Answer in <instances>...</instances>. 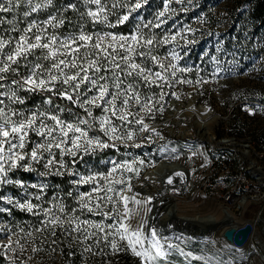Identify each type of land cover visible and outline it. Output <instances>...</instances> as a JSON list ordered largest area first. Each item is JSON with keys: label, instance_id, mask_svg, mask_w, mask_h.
<instances>
[{"label": "snow or ice", "instance_id": "obj_1", "mask_svg": "<svg viewBox=\"0 0 264 264\" xmlns=\"http://www.w3.org/2000/svg\"><path fill=\"white\" fill-rule=\"evenodd\" d=\"M84 2L95 5L87 11L92 22L108 28L124 24L133 13L149 4V0H110L109 8V0ZM175 2L182 5L180 11L188 10L183 7L185 0ZM171 3L172 0H164L163 9L152 20L138 24L127 35L89 34L83 30L78 34L58 35L55 29L63 27L66 21L62 14L49 15L39 23L29 19L42 9L54 7V0H0V187H27L13 179L11 174L17 169L32 171L34 165L43 163L45 171L41 176L61 175V169L67 168L65 156L72 157L75 164L81 154L117 148V142L139 148L142 144L137 141L138 133L159 135L145 120L154 119L155 112L162 114L166 96L180 99L175 91L165 89L180 84L197 87L208 82L199 76L195 81L186 78L193 69L180 65L182 57L176 49L183 51V47L195 41L188 39L191 28L164 27L177 12ZM76 8V4L69 2L63 11ZM121 8L126 11H114ZM112 15L117 17L115 23L109 20ZM5 24L10 27L3 28ZM50 28L53 31L49 32ZM156 29H163L162 34L156 33ZM162 46H170L167 55L157 54L156 50ZM153 88L160 89L159 93L143 91ZM21 92L50 94L43 100L50 108L25 112L14 107L25 103ZM53 96L67 100L70 107L54 105ZM73 107L85 115L64 118L63 114L72 113ZM95 109H100V115L94 114ZM94 131L102 136L90 135ZM31 134L40 139L32 140ZM141 139L151 142V135ZM109 163L112 166L106 173L80 176L72 181L77 187L85 184L92 187L78 195L69 192L67 195L76 202L71 208L58 197L45 201L48 205L45 207L41 203L46 187L43 184L31 185L40 194H32L31 199L26 197L22 202L0 194V204L18 207L39 218L28 229L0 224V264H33L34 254L42 250L36 243L37 235L42 237L41 244L51 236L52 246L57 244L58 230L68 238L69 246L73 243L79 246L82 254L106 257L130 252L138 264H168V257L175 251L184 257L185 264L204 260L179 248L171 237L147 221L135 229L126 223L129 202L147 206L152 201L151 197L140 199L138 193L129 195L132 187L124 178V173H136L135 165L144 162L112 160ZM68 174L78 175L73 171ZM167 182L171 184L172 178ZM120 203L124 212L118 210ZM10 211L0 206V213ZM86 213L101 219L86 218ZM109 220L112 222L107 223ZM204 264L209 262L204 260Z\"/></svg>", "mask_w": 264, "mask_h": 264}, {"label": "rangeland", "instance_id": "obj_2", "mask_svg": "<svg viewBox=\"0 0 264 264\" xmlns=\"http://www.w3.org/2000/svg\"><path fill=\"white\" fill-rule=\"evenodd\" d=\"M69 2L77 5L76 10L70 9L63 11L65 4ZM249 5L250 0H191V3L185 0L183 7H187L188 10L180 11L182 5L172 0L171 7L176 9L177 12L164 27L168 28L175 25V28H191L192 32L188 34V39L195 41L186 47H183V41L180 42L183 51H181V48L176 49L182 57L179 63L181 66L191 67L193 69L186 74L187 79L195 81L199 76L208 82L197 87L180 84L172 89L166 88L165 91H175L180 96V99H175L171 95L166 96L163 102L162 114L155 112V118H148L145 120V123L153 128L155 125L151 121H154L158 117L166 116L170 101L185 102L187 94L191 91L198 96L201 103L213 110L216 115L219 114L225 118L222 119L220 126L216 128L217 134L220 136H234L237 140H243L244 142L246 140L252 141L253 151L255 153L252 152L251 158L257 161L258 165L264 171V160L258 158L260 154L264 156V110L258 109L254 118H247L242 111L243 103L246 102L257 101L264 104V30L260 29L256 33L249 32L250 28L248 27V23L244 21V15H247ZM108 6L109 8L111 7L110 0ZM163 7L164 0H149L148 5L133 13L129 21L124 24L129 23L131 25L130 33H132L136 30L138 24L150 20L151 17L154 18L156 13L162 10ZM90 8L94 9L95 5L86 4L84 0H54V7L46 8L52 9V12H47L45 19L42 21L46 20L49 15L62 14L64 17L71 19L83 17L89 23L88 26H83L75 30L74 27L70 26L72 21H65L63 27L55 29L58 35L78 34L81 30L89 34L114 33L113 28L92 22L87 16V11ZM41 11L44 12V9ZM41 11L34 13L29 19L34 18L38 23L42 22L36 19V15H39L38 13ZM125 11L126 9L120 11L118 9L119 13H124ZM9 18H11L10 15ZM116 19L117 17L115 15L109 16V20H113V23H115ZM4 26L8 28L9 25L5 24ZM23 26V24L20 25L21 28ZM51 31L53 30L50 28L49 32ZM155 31L158 34H162L163 29H156ZM12 35L18 36L19 33H12ZM238 37H241L240 39L243 41L244 39L246 41L247 39L252 41L249 49H246L238 42ZM169 50L170 46H162L156 52L158 55H167ZM143 91L151 94L153 91L159 93L160 89H144ZM20 95L25 97V103L23 105H15L14 107L22 109L25 112L36 110L37 108H50L49 105L43 104V100L48 93L21 92ZM52 99L54 105H58L60 108L67 109L70 107L67 100L53 97ZM77 109L73 107L72 113L66 111L63 114L64 118H74L75 114L85 115L83 112H80L81 109ZM94 114L97 116L100 115V109H95ZM195 118L198 120V117ZM159 131L167 134L162 129H159ZM199 134H203V132L200 131ZM90 135L102 136V133L94 131ZM147 135H151V142L141 139L142 136ZM31 139L39 140L40 138L31 134ZM159 140L158 135L138 133L137 141L142 144L139 148L125 147L124 144L117 142V148L97 150L91 155L81 154L76 158L75 164H73L72 157L65 156L64 160L67 168L61 169V175L41 176L40 173L45 171L43 163L34 165L32 171H24L22 168L17 169L11 174L13 179L22 181L27 187L20 188L19 186L6 185L0 187V194L22 202L26 197L31 199L32 194H40L38 189L32 188L31 185L43 184L46 187L45 192L42 194L44 199L41 203L49 201L53 197H58L71 208L75 206L76 202L73 197L67 194L72 192L74 195H78L79 192H87L92 187L90 184L77 187L72 181L79 179L80 176L106 173L112 166L109 163L112 160L121 162H131L133 160L143 161V164L138 163L135 165L138 169L136 173H124V178L128 183L133 182L136 184L141 180L145 172L165 158L173 159L175 162L182 164L186 170L191 169L193 166H196L195 161L197 155L202 153L207 147L206 145L200 146L193 137L179 138L171 136L167 142ZM202 142L200 141L199 143L201 144ZM237 142L240 143L239 141ZM256 153L258 154L256 155ZM57 159H59V155H57ZM246 166L247 163H244L239 168L242 170ZM68 171H73L78 175L71 176L68 174ZM54 177L55 179H53ZM57 179L59 181L58 183L55 182ZM64 179L66 182L64 186H61ZM257 187L264 193V182L260 185L257 184ZM171 194H173L172 190H167L164 193V195ZM176 199L178 214L180 216H214L218 221H221L225 217L224 206L219 202H214L212 199H204L201 197L192 198L186 192ZM33 202L37 203L34 199ZM0 206L11 209L10 213H0V224L10 225L14 228L24 227L28 229L39 219L27 211H21L18 207L5 204H0ZM44 206H48L47 203H44ZM117 207L120 212H124L123 203L118 204ZM110 208L111 206H109V210ZM128 210L129 216L126 223L135 229L144 222L147 214V206L129 202ZM232 212H234L232 216L241 225L245 224V220L257 219L258 215L259 219L264 220V200L260 202L250 201L244 207L237 210L234 209ZM85 217L93 220L101 219L99 216H92L88 213L85 214ZM111 222V220L107 221V223ZM221 233V230L218 231L213 241L200 242L186 238L175 243V245H178L185 252L203 257L209 264H264V221L259 222V225L254 228L252 239H248L249 241L243 247L229 245L225 242ZM59 234L58 232L57 241L60 239ZM61 237L62 240L68 241L67 237ZM41 239L42 237L38 234L36 243L42 250L34 254L33 264H102L104 261H107L108 264H128L129 256L132 258V264L135 261V257L130 252H121L117 255L109 254L106 257L82 254L80 247L73 243V252H75L73 256L75 257L72 258L74 261L77 259H80V261L78 263H73V260L65 262L59 254H53L50 251L49 244H47L48 241L41 244ZM51 239L53 238L51 237ZM28 254L30 253H26L25 255ZM204 260H192L191 264H204ZM168 264H185L184 257L179 252L174 251L168 257Z\"/></svg>", "mask_w": 264, "mask_h": 264}, {"label": "built area", "instance_id": "obj_3", "mask_svg": "<svg viewBox=\"0 0 264 264\" xmlns=\"http://www.w3.org/2000/svg\"><path fill=\"white\" fill-rule=\"evenodd\" d=\"M175 101H170L168 107L172 105L173 109ZM243 104L242 111L247 118H254L258 109L264 110V104L257 101ZM222 119L225 118L219 115L217 122L213 125V135L210 141H208L207 135L199 134V132L193 137L200 146L206 145L207 147L197 155L196 166L187 169L188 181L185 190L192 198H207L221 203L224 206L225 217L232 218L234 209H240L250 201L264 200V193L257 187V184L260 185L264 182V176L258 178L253 170L258 169L263 175L264 171L257 161L251 158L252 152L255 153L252 141L244 142L237 140L234 136L217 134L216 128L220 126ZM168 137L170 136L168 135ZM197 139H201L203 142L200 144ZM258 158L264 160V156L261 154ZM252 161L254 165L251 163ZM244 163H247V166L240 170L239 166ZM242 200L243 202H241Z\"/></svg>", "mask_w": 264, "mask_h": 264}, {"label": "bare ground", "instance_id": "obj_4", "mask_svg": "<svg viewBox=\"0 0 264 264\" xmlns=\"http://www.w3.org/2000/svg\"><path fill=\"white\" fill-rule=\"evenodd\" d=\"M168 118L167 123H161L156 122L153 127V129L156 130V132L159 133L158 137L161 141L167 142L171 136L179 137V138H191L195 137L198 131L200 130L203 132V134L208 136V141L212 139L213 135V125L217 122L218 115L214 113L213 110L206 107L204 104H202L199 101V98L196 94L189 91V93L186 96L185 102L182 101H175L173 102V110L172 113L166 116ZM198 117V120L195 118ZM165 128V131L170 136L168 137L167 134H163L159 131V129ZM199 131V132H200ZM199 142L202 140L197 139ZM159 163V162H158ZM178 162L171 161V162H163L160 164V166L156 167L157 164L148 170L146 172V175L142 178L140 181L135 183H129L132 187V193H129V195L132 194H140V199H144L147 197H151L152 201L151 204L147 205V214L145 216L144 221L148 220V217L153 210L154 206L156 205L158 207V210H161V208L165 205H168L166 209L161 211L160 218H159V224L157 229L160 231L162 224L166 221V219L169 217V214L167 213L172 210L171 206L174 204V207L176 209V216H180L178 214V207L176 204L177 200L176 198L179 196H182L185 194L186 190L184 188L183 181L188 176V170H186L183 166H179L177 164ZM254 165V162H251ZM182 173L183 175L177 176L176 173ZM253 173L257 175L258 178L263 177L264 175L259 172L258 169L253 170ZM145 174V173H144ZM169 177L172 178V183L169 184L167 181ZM167 190H172L173 194L171 195H164V193ZM243 202V200L241 201ZM150 209V210H149ZM223 211V210H222ZM184 217V216H180ZM188 218H191L190 221H192L193 227L195 228L192 233L189 235H186L179 239V241L185 240L186 238L192 239L196 241L197 237L199 236V229L203 228L204 226H209L211 223H219L214 216H209L210 219L207 217H197V216H186ZM226 219L224 217L222 220ZM221 220V221H222ZM231 223L229 224H223L219 225L216 229L214 235L207 234L205 241L215 240L216 234L218 231H222L221 235L224 238L225 242H227L229 245L233 246L231 241L225 237V234H229L230 229L236 230L240 224L235 220L234 217L231 218ZM264 220L260 219H252V220H245L244 223H250L254 228L259 225V222H263ZM162 234L167 235L162 232ZM168 236V235H167ZM253 233L250 236V240L252 239ZM178 241V242H179ZM201 242V241H200ZM177 243V242H176ZM133 264H138V259L135 257V261Z\"/></svg>", "mask_w": 264, "mask_h": 264}, {"label": "water", "instance_id": "obj_5", "mask_svg": "<svg viewBox=\"0 0 264 264\" xmlns=\"http://www.w3.org/2000/svg\"><path fill=\"white\" fill-rule=\"evenodd\" d=\"M172 110H173L172 105H170L168 107L167 112H166V116H167V114L169 115L170 113H172ZM166 116L158 117L154 121H151V122L153 124H155L156 122L167 123L168 118ZM147 121H149V120H147ZM162 129L164 130V132H166L165 128H162ZM171 161H174V160L168 159V158L163 159V162H171ZM161 163H162V161H160L156 167L160 166ZM177 164L179 166H183L180 163H177ZM145 175H146V172L143 175V177ZM187 181H188V176L186 177V179L182 183V184H184L185 189H186ZM167 207H168V205H165L161 208V210H158V207L155 205L153 210L151 211L149 217H148L147 223L149 225H155L156 227H158V224H159L158 222H159L161 211H163ZM171 208H172V210L170 212L167 211V213L169 214V217L162 224L161 232H163V233L167 234L169 237H171L172 243L175 244L182 237L192 233V231H194L195 228L193 227L194 225L192 224V221H190L191 218L176 216V209L174 207V204H172ZM208 218L210 219L209 216H208ZM257 220H259V217L257 218ZM231 221L232 220L230 217H226V219L220 221L217 224L211 223L209 226H206V227L204 226L203 228L199 229V236L196 238L197 239L196 241H205L207 239L206 235L208 233L214 235V233H215V231L219 225H223V224H229L230 225ZM252 233H253V226L247 222L244 225H242L241 227H238L236 230L230 229V231H229L230 235L225 234V237L227 239H229V241H231V243L234 246L242 247L246 243L248 238L252 235Z\"/></svg>", "mask_w": 264, "mask_h": 264}, {"label": "trees", "instance_id": "obj_6", "mask_svg": "<svg viewBox=\"0 0 264 264\" xmlns=\"http://www.w3.org/2000/svg\"><path fill=\"white\" fill-rule=\"evenodd\" d=\"M120 10H123V8L119 9V11ZM153 10H155V9H153ZM114 11H118V10H114ZM47 12L48 13L52 12V9H44V12L41 11L40 13H38L39 15H36V19L38 21H42L43 19H45ZM244 16H245L244 21H246V23H248V27L250 28L249 32H252V33L255 32L256 33L260 29L264 30V0H250V5H249V8L247 10V15H244ZM152 19H153V17L150 18V20H152ZM66 21H72L70 23V26L74 27L75 30H78L79 28H81L83 26H88V24H89L88 21L86 19H84L83 17H77L75 19L74 18L71 19V18L66 17ZM112 21L113 20H111V22ZM2 27L7 28L4 25ZM8 27H10V26H8ZM130 27H131V25L129 23H126L124 25H119V26L113 28L112 30L114 31V33L128 34L131 31ZM101 30H104V29H101ZM238 38H239L238 42L242 46H244L246 49H249L250 43L252 41L250 39H247V41H246V39H244V41H243L242 39H240L241 37H238ZM244 47H241V48H244ZM48 95H50V94H48ZM53 98H59V97L53 96ZM77 110H79V109H77ZM80 112L82 113L83 111L80 110ZM53 179H55V177ZM55 182L58 183L59 182L58 179ZM65 182H66V180L64 179V182L62 183L61 186H64ZM58 232H59V230H58ZM58 232H57V234H58ZM59 236H60V239L57 241V244L52 245V246H50L51 240H52L51 236L48 237V240H47L48 243L47 244H49L50 251L53 252V254H59L65 262H69V261L73 260L72 261L73 263H78L80 261V259H77L74 261V259L72 257H75V256H69L68 255V253L70 251L73 252V248H74L73 244L71 246H69L68 241L62 240L61 239L62 237L60 234H59ZM53 248L56 249L55 252L52 250ZM128 264H132V258L130 256L128 258Z\"/></svg>", "mask_w": 264, "mask_h": 264}]
</instances>
